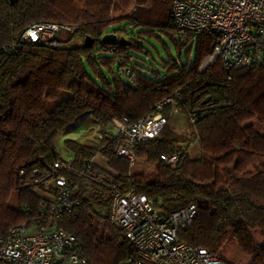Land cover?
I'll return each mask as SVG.
<instances>
[{
	"label": "trees",
	"instance_id": "16d2710c",
	"mask_svg": "<svg viewBox=\"0 0 264 264\" xmlns=\"http://www.w3.org/2000/svg\"><path fill=\"white\" fill-rule=\"evenodd\" d=\"M145 1L0 0V236L37 218L48 201L36 190L54 196L58 188L48 182L60 175L80 201L55 224L76 237L88 264H134L127 262L135 254L122 229L109 221L112 186L144 194L164 212L195 204L192 223L178 234L181 241L216 255L232 238L250 264H264V244L254 239L256 232L264 239V60L225 70L216 59L200 71L215 36L188 34V42H179L171 0H165L164 13L156 0L147 7ZM39 21L74 25L70 37L82 41L66 45L60 39L54 47L21 42L26 27ZM130 27L142 37L161 32L178 50L194 44L195 58H170L161 70L142 71L129 51H148L140 41L126 40ZM107 32L117 35L114 42L100 40ZM85 37L92 38L88 47ZM55 92L60 97L48 108ZM168 97L172 103L159 110L167 119L159 136L136 148V159L155 165L154 177L132 173L130 162L116 154L122 138L110 130L112 120L135 122ZM174 110L185 117L187 132L169 124ZM254 119L262 124L258 130ZM87 122L102 138L66 137L60 144L69 156L62 158L59 134ZM196 138L201 153L191 156L187 147ZM174 153L173 167L160 158ZM97 155L105 165L94 161ZM65 160L69 167H54Z\"/></svg>",
	"mask_w": 264,
	"mask_h": 264
},
{
	"label": "built area",
	"instance_id": "2783aa9c",
	"mask_svg": "<svg viewBox=\"0 0 264 264\" xmlns=\"http://www.w3.org/2000/svg\"><path fill=\"white\" fill-rule=\"evenodd\" d=\"M170 15L177 29L174 38L179 42H188V34L215 36L213 50L200 62V71L216 59L225 70L264 60V0H171ZM74 29L67 23L34 22L21 33L20 40L54 47L61 42V35H71ZM172 101L170 97L164 99L153 114L135 122L126 117L113 119L110 130L122 138L116 154L133 165L137 146L159 136L167 122L159 110ZM190 120L194 122L193 118ZM92 129L95 137L101 139L102 134L95 127ZM160 158L173 167L178 154H161ZM90 164L91 160L86 161L85 167ZM69 165L70 161L65 160L56 162L54 167ZM48 183L58 188L57 193L44 195L48 203H42L37 218L13 225L0 236V264H88L76 237L55 224V219L79 205L80 200L65 177L55 175ZM111 191L109 221L122 229L135 254L127 258L128 263L228 264L206 248L179 239V232L192 223L197 213L195 204L164 212L153 200L134 190L123 193L112 186Z\"/></svg>",
	"mask_w": 264,
	"mask_h": 264
},
{
	"label": "rangeland",
	"instance_id": "374dc122",
	"mask_svg": "<svg viewBox=\"0 0 264 264\" xmlns=\"http://www.w3.org/2000/svg\"><path fill=\"white\" fill-rule=\"evenodd\" d=\"M148 0L145 1L144 6L147 7L148 6ZM156 9L161 12L164 13L165 11V0H156ZM131 29L132 32H130L128 35H126V40L129 41L131 38H134L138 41H140L146 48V50L148 51L147 54H139V53H132V51H129V54L133 57V62H137L139 64L140 70L142 71H148L152 68L157 69V70H161V64L166 61L167 59H174V60H180L181 62H186L187 59L189 62L193 61L195 58V45H191L190 50L189 47L190 45H186V47H180V49L178 50V48L175 46V44L173 43L172 39L161 33L158 32L156 33L157 37H142L141 34H136L137 30L133 29L132 27L128 28ZM117 37V35H116ZM61 39H63L62 41H66L64 42V44L66 45H76V44H80L81 43V38L76 37V36H71L68 34H63L61 35ZM188 51V52H187ZM113 68H116V64L113 65ZM67 93H63V96H67ZM60 94H58L57 92L53 93L52 95V102L48 101L46 103V106L48 108H51L56 101L59 99ZM250 123L253 125V127L255 129H260V127L262 126V124L257 120L254 119L252 121H250ZM169 124L171 125V127H173V129L177 132H181V133H185L189 130L188 124L186 122L185 117L179 112V111H173L172 112V117L171 120L169 121ZM91 122H87L83 125H81L80 127L74 129L72 132L70 133H60L58 136V139L60 140V142L57 141L58 145V151L59 154L62 158H66L69 156L68 152L65 150V148L63 147L62 141L63 139H65L66 137H70V138H78V137H92L95 138V134H94V129H92L91 127ZM199 143V139L196 138L194 139L187 147L188 152L191 154V156H198L201 153V147H199V145L197 144ZM132 170L135 172H144L147 173V177L148 178H153L154 174H155V165H149L146 163L145 160L142 159H136L135 158V162L132 165ZM36 192L42 196L46 195L45 193L36 190ZM16 200V194H13L12 197V201L15 202Z\"/></svg>",
	"mask_w": 264,
	"mask_h": 264
},
{
	"label": "crops",
	"instance_id": "0c3cea01",
	"mask_svg": "<svg viewBox=\"0 0 264 264\" xmlns=\"http://www.w3.org/2000/svg\"><path fill=\"white\" fill-rule=\"evenodd\" d=\"M147 1V0H146ZM58 142L60 140L58 139ZM94 161L100 165H105V159L97 155L94 157ZM151 166V165H150ZM132 173H137L132 170ZM254 239L258 244H264V239H262L258 232L254 233ZM216 256L223 262L228 264H250V258L244 255L237 247L236 242L230 238L218 251Z\"/></svg>",
	"mask_w": 264,
	"mask_h": 264
},
{
	"label": "water",
	"instance_id": "95a60500",
	"mask_svg": "<svg viewBox=\"0 0 264 264\" xmlns=\"http://www.w3.org/2000/svg\"><path fill=\"white\" fill-rule=\"evenodd\" d=\"M10 4H13L15 3L17 0H8ZM100 40L102 42H114L116 40V34L115 33H112V32H107V33H104ZM124 40L122 37L119 38V43H123ZM92 44V38L90 37H85L84 39V45L85 46H90Z\"/></svg>",
	"mask_w": 264,
	"mask_h": 264
}]
</instances>
